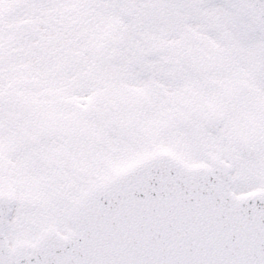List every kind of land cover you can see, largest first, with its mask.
<instances>
[{
    "label": "snow or ice",
    "instance_id": "6c2138e0",
    "mask_svg": "<svg viewBox=\"0 0 264 264\" xmlns=\"http://www.w3.org/2000/svg\"><path fill=\"white\" fill-rule=\"evenodd\" d=\"M0 264H264V0H0Z\"/></svg>",
    "mask_w": 264,
    "mask_h": 264
}]
</instances>
